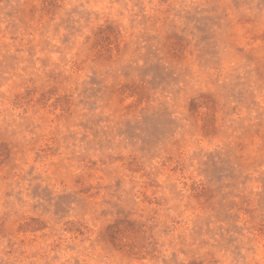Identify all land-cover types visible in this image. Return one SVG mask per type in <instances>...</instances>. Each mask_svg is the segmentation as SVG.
<instances>
[{
    "label": "rangeland",
    "instance_id": "obj_1",
    "mask_svg": "<svg viewBox=\"0 0 264 264\" xmlns=\"http://www.w3.org/2000/svg\"><path fill=\"white\" fill-rule=\"evenodd\" d=\"M0 264H264V0H0Z\"/></svg>",
    "mask_w": 264,
    "mask_h": 264
}]
</instances>
